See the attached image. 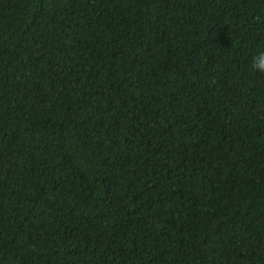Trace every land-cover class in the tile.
<instances>
[{
    "label": "trees",
    "instance_id": "obj_1",
    "mask_svg": "<svg viewBox=\"0 0 264 264\" xmlns=\"http://www.w3.org/2000/svg\"><path fill=\"white\" fill-rule=\"evenodd\" d=\"M264 0H0V264H264Z\"/></svg>",
    "mask_w": 264,
    "mask_h": 264
},
{
    "label": "clouds",
    "instance_id": "obj_2",
    "mask_svg": "<svg viewBox=\"0 0 264 264\" xmlns=\"http://www.w3.org/2000/svg\"><path fill=\"white\" fill-rule=\"evenodd\" d=\"M250 68L260 75H264V46L258 47L252 55Z\"/></svg>",
    "mask_w": 264,
    "mask_h": 264
}]
</instances>
